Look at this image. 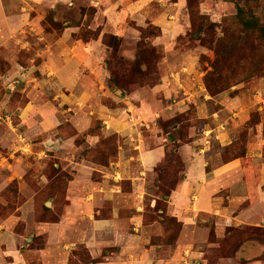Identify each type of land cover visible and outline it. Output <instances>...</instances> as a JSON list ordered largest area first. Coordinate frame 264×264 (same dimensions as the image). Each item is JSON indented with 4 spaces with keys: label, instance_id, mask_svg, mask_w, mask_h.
<instances>
[{
    "label": "rangeland",
    "instance_id": "rangeland-1",
    "mask_svg": "<svg viewBox=\"0 0 264 264\" xmlns=\"http://www.w3.org/2000/svg\"><path fill=\"white\" fill-rule=\"evenodd\" d=\"M23 2L24 8L20 2H6L14 22L9 35L0 36V231L10 218H20L13 232L29 237V247L44 248L46 234H38L36 227L25 233L29 215L31 227V222L60 223L71 203L68 188L78 163L98 166L101 172H94L95 180L103 172H114L112 163L120 147L130 145L127 137L108 131L113 120L136 129V142L163 148V160L151 171L154 179L146 189L143 220L162 225L164 235L152 242L161 245L166 257L177 249L184 227L168 212L170 195L191 164L192 168L200 163L212 172L240 160L250 189H264V40L260 32L244 34L228 20L237 14L239 4L249 10L246 2H250L264 26V0H191V11L190 0L148 2L151 16H168L172 27L166 32L151 16L146 22L145 16L140 21L130 17L115 31L100 0ZM241 35L237 49L236 36ZM239 50L241 57L235 60ZM241 60L246 73L256 72L234 71ZM156 99V118L141 121L138 116L145 113L141 111L137 120L132 117L142 100L152 107ZM118 109L127 114L124 122L118 117L108 122L104 115ZM100 144L112 149L108 164L87 159ZM234 184L241 196L243 187ZM133 186L131 176L121 181L126 193ZM227 190L221 194L226 196ZM257 201L252 192L237 210ZM25 210H30L26 221ZM252 210L264 214V207ZM171 218L182 224L179 231ZM170 232L179 233L174 243L166 242ZM214 233L211 229L210 243L216 241ZM239 237L248 239L236 249ZM218 243L216 248L206 244L202 250L208 264L220 260L234 264V259L235 264H244L248 258H238L237 252L247 243L261 246L258 264H264V221L258 226L228 227ZM0 245L1 258L7 244ZM22 255L24 260L34 258L29 251ZM95 263L85 245L72 251L68 262Z\"/></svg>",
    "mask_w": 264,
    "mask_h": 264
},
{
    "label": "crops",
    "instance_id": "crops-1",
    "mask_svg": "<svg viewBox=\"0 0 264 264\" xmlns=\"http://www.w3.org/2000/svg\"><path fill=\"white\" fill-rule=\"evenodd\" d=\"M7 1L0 0V36L3 37L9 35L10 26L14 22V18L9 17L11 14L6 7ZM14 1L22 3L24 8L25 0ZM100 1L106 7L103 13L110 17L109 24L115 31H119L121 27L118 25L122 26L130 17L140 21L145 16L146 22V16L152 15L151 6L148 3L152 0ZM22 15L24 13L20 14ZM167 18L168 16L163 15L151 16L152 22L161 25L164 32L166 29L171 30L172 27V24L167 23ZM173 24L176 25V22ZM156 89L159 90V87ZM158 102L156 99L151 107L142 100L140 109L135 108L132 117L136 120L139 117L141 121L146 120V117L156 118L159 112ZM138 111L145 113L135 117ZM104 116L108 122L117 117L123 121L127 114L118 109L110 110ZM48 121L51 126L52 121L50 119ZM112 123L108 131L114 130L127 137L126 143L130 145V148L125 144L120 147L118 159L112 163L116 167L111 169L118 176L114 172L107 171L103 172L100 179L95 180L94 172H101L98 166L78 163L76 167L78 173L68 188V198L71 203L60 223L36 225L35 222H31V227L29 221L33 217L29 215L25 233L33 232V228L36 227L38 234H46V246L39 249L29 247L26 242L29 237L13 232L12 226L20 218L12 217L1 226L3 230L0 231V244L6 243L7 247L1 249L3 253L0 264H68L71 252L81 245L88 248L91 257L96 260L95 264H208L206 253L202 250L207 248L206 244L209 247H218V242L225 239L228 227L242 224L258 226L264 221V214L252 213L254 211L252 209L256 207L263 209L264 189L262 187L255 191L250 189L244 179L243 169L239 167L240 160L223 165L212 172H206L205 165L200 163L192 168L191 164L184 181H181L170 195L168 212L182 221L184 227L177 249L171 256L166 257L161 245L152 242L153 238L164 235L162 225L158 222L148 225L143 220L146 189L154 179L151 171L164 158L163 148H147L144 140H140V143L136 142V139L139 140V135L135 134L136 129L129 125L126 127L124 123L122 124L124 126ZM131 145H134V152ZM65 155L67 158L70 157L67 150ZM135 164L138 166L137 170H135ZM126 174L133 178L134 186L131 193L124 192L121 187V181L129 179ZM235 181L243 187L241 196L238 195ZM228 188L226 196H223L221 192ZM252 192L255 193L258 201L252 207L238 211L237 209L246 202V198ZM220 201L226 207H222L223 204ZM28 207L30 208L29 204L26 208ZM236 210L237 213H235ZM25 211L22 218L26 221V214L30 210ZM219 214L221 216H217ZM211 229L216 233L214 243L209 242ZM197 246L200 249H197ZM23 251L31 252L34 258L30 261L24 260ZM261 252V246L247 243L237 252V257L248 258L244 264L254 261L258 264ZM8 256L12 258L9 262L6 260ZM233 261L235 264V259ZM219 263L224 264V261L220 260Z\"/></svg>",
    "mask_w": 264,
    "mask_h": 264
},
{
    "label": "trees",
    "instance_id": "trees-1",
    "mask_svg": "<svg viewBox=\"0 0 264 264\" xmlns=\"http://www.w3.org/2000/svg\"><path fill=\"white\" fill-rule=\"evenodd\" d=\"M246 3H247L246 6L249 7V10H247L245 7H242L241 4H239L237 6L238 7L237 14L235 16L230 17L228 20H229V22H231L232 25H234L236 27H240L241 29H243L244 34L260 32L261 37L264 40V26L262 24H260L261 23L260 19L255 16L253 8H250V2H246ZM191 8H192V3L190 0V3H189V10L190 11H191ZM191 14H192L193 18L196 16L195 13H191ZM236 39H238V41H237V49H238L239 44L241 43V39H243V37H242V35L240 36V38L236 36ZM116 43L119 44L118 42H116ZM220 44H221V42H220ZM240 57H241V50H239L238 52L235 53V60H239ZM245 65H246V63L241 60V62L232 69L234 71L242 70L245 75L248 73L253 74L256 72V71H250V72L246 73ZM215 67L217 69V64H215ZM93 152H94V155L92 158L87 156L88 160L92 159L91 161H94V162L99 163V164H106V163L108 164L109 163V156H110L109 154L112 153L111 147H108L105 144H100L97 148H95L93 150ZM103 154H104V157H102V159H101L100 157L103 156ZM105 157H106V159H105ZM163 192H165V191H163ZM167 193L168 192H165V195L169 194V193L168 194ZM170 220H171V222L174 221L176 223V227L178 228V231H179L182 227V224L180 222H178V220L175 218H171ZM167 235L170 238V240L166 241V242L167 243H169V242L174 243L176 241L175 239H178L179 233L177 232L172 236L171 232H170L169 234L167 233ZM246 239H248V237L244 238V239L239 237V245L236 247V249H238L240 244H242L243 241H245Z\"/></svg>",
    "mask_w": 264,
    "mask_h": 264
},
{
    "label": "water",
    "instance_id": "water-1",
    "mask_svg": "<svg viewBox=\"0 0 264 264\" xmlns=\"http://www.w3.org/2000/svg\"><path fill=\"white\" fill-rule=\"evenodd\" d=\"M47 205H49V203Z\"/></svg>",
    "mask_w": 264,
    "mask_h": 264
}]
</instances>
